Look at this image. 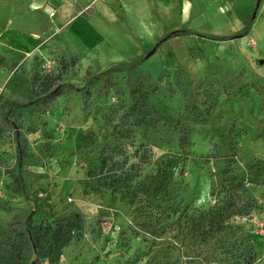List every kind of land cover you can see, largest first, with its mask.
Segmentation results:
<instances>
[{
	"label": "rangeland",
	"instance_id": "obj_1",
	"mask_svg": "<svg viewBox=\"0 0 264 264\" xmlns=\"http://www.w3.org/2000/svg\"><path fill=\"white\" fill-rule=\"evenodd\" d=\"M99 1L69 0L71 16L56 25L50 0H0V34L18 35L14 48L0 40V264L33 257L25 196L44 213L80 217L44 264H147L148 210L169 205L185 221L227 199L248 204L231 222L251 249L207 264H264V0H143V21ZM247 23L248 37L225 42L163 40L173 29L231 37ZM109 71L115 85L98 96L90 79ZM48 73L80 91L42 104L37 80ZM135 80L145 106L129 111ZM45 222L40 213L31 226Z\"/></svg>",
	"mask_w": 264,
	"mask_h": 264
},
{
	"label": "trees",
	"instance_id": "obj_2",
	"mask_svg": "<svg viewBox=\"0 0 264 264\" xmlns=\"http://www.w3.org/2000/svg\"><path fill=\"white\" fill-rule=\"evenodd\" d=\"M249 28L250 24L247 23L237 34L231 37L205 36L194 31L179 30L166 35L163 40L197 36L212 42H225L248 37ZM72 63L70 62V64ZM138 63L139 61L135 60L126 64H119L116 68L134 69ZM61 78L59 73L56 75L48 73L37 80L42 104H49L66 92L77 93L80 91L72 85L63 83ZM90 80L92 86L98 84L94 90L98 96L106 95L115 85L110 71L94 75ZM142 85L143 83L139 80L128 83V95L132 102L128 108L129 111H139L145 106L142 98L143 90L140 88ZM256 89L264 103V84L258 85ZM81 96L87 99L91 96V92L89 90L83 91ZM34 103L35 101L32 104ZM88 136L87 134L86 138L90 140ZM86 142L84 143L85 146H87ZM15 182L20 192L24 194V186L17 178H15ZM152 182V177L146 175L143 179V186L150 187ZM25 200L33 204V210L27 214L24 221L29 243L28 248L33 255L29 264H44L45 260L52 262L55 259L54 254L65 247L70 242L72 232L78 230L80 217L78 214L67 216L64 210L44 213L35 201L26 196ZM247 207L248 204L236 205L231 199H227L215 208L200 213L198 217H188L185 221H182L181 215L174 220L171 219L170 214L176 213L177 209L169 205H157L148 212L146 211L147 222H143L141 228H143L142 240L147 248V264H207V258L215 252L223 255L227 261L234 260L238 253L241 255L244 252L243 248L249 247L251 249L248 233L244 231L242 226L231 222L233 216L242 214ZM40 213L45 215L46 222L32 228L33 217ZM172 226L182 229L184 233H181L180 238L178 235H170L168 228ZM186 240L190 242H186Z\"/></svg>",
	"mask_w": 264,
	"mask_h": 264
},
{
	"label": "crops",
	"instance_id": "obj_3",
	"mask_svg": "<svg viewBox=\"0 0 264 264\" xmlns=\"http://www.w3.org/2000/svg\"><path fill=\"white\" fill-rule=\"evenodd\" d=\"M76 1H78L80 3V5L84 6L85 4H88L91 0H76ZM156 1L158 3L164 2V0H156ZM50 2L53 5L52 9L54 10V12H53L54 16H56V17L52 16L54 23L56 25H61L64 22H66L72 13V5L69 2V0H50ZM256 3H258V0H256ZM98 4L103 6V7H108L110 9H114V10L117 9V11L120 8H122V6H127V7L129 6L128 10L123 9V13L125 14V16H127V17L129 16L131 18L136 16L137 18H139V20L143 21V0H101L98 2ZM4 14H6L5 11L0 8V16H2L1 20H5L6 15L4 16ZM101 14H104V13H101L100 11L97 13L95 21L101 20ZM55 18H57L56 21H55ZM179 30L173 29L170 33L175 32V31H179ZM170 33H167L166 35H168ZM31 35H35V34H31ZM30 36H29V38H30ZM17 37H18V35H14L13 33L10 35L9 34H0V40L1 41L9 40L8 45L11 48H14L15 39H17ZM184 37H194V36H184ZM216 37H218V36H216ZM177 38H183V37H177ZM170 39H174V38H170Z\"/></svg>",
	"mask_w": 264,
	"mask_h": 264
},
{
	"label": "water",
	"instance_id": "obj_4",
	"mask_svg": "<svg viewBox=\"0 0 264 264\" xmlns=\"http://www.w3.org/2000/svg\"><path fill=\"white\" fill-rule=\"evenodd\" d=\"M254 16V15H253Z\"/></svg>",
	"mask_w": 264,
	"mask_h": 264
}]
</instances>
